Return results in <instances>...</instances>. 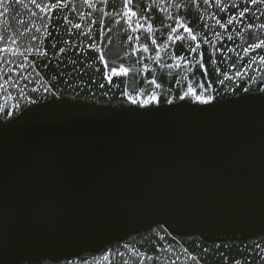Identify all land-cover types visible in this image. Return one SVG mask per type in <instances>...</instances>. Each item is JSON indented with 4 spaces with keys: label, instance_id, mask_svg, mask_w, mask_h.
<instances>
[{
    "label": "water",
    "instance_id": "95a60500",
    "mask_svg": "<svg viewBox=\"0 0 264 264\" xmlns=\"http://www.w3.org/2000/svg\"><path fill=\"white\" fill-rule=\"evenodd\" d=\"M61 2L69 7L45 15L32 0H0V264H41L71 252L90 264H141L125 243L154 257L143 264H196L184 248L199 264H219L220 251L237 253L193 245L211 249L221 240L248 244L238 255L242 264L245 255L251 259L250 242L264 234V47H256L264 41V2ZM127 8L142 28L152 25L159 47L129 28ZM176 35L185 40L169 39ZM143 43L147 53L136 51ZM89 45L106 59L134 53L124 61L129 76L116 80L120 87L93 82L79 63L91 62L85 54L98 57ZM37 50L49 56L33 55ZM200 53L211 61L207 76L195 64ZM152 77L163 88L147 84ZM197 78L211 82L203 93L215 97L211 105L176 100L162 111L129 110L125 92L143 86L175 97ZM161 224L176 240L150 235Z\"/></svg>",
    "mask_w": 264,
    "mask_h": 264
},
{
    "label": "snow or ice",
    "instance_id": "6c2138e0",
    "mask_svg": "<svg viewBox=\"0 0 264 264\" xmlns=\"http://www.w3.org/2000/svg\"><path fill=\"white\" fill-rule=\"evenodd\" d=\"M84 2L88 3V0H84ZM132 2L133 0H124L126 7L127 5L132 4ZM256 2L257 0H253V3H256ZM260 2H264V0H260ZM32 3L35 5L36 8L40 9L41 12L45 13V15L48 14L49 10L53 12H57V11H62L63 9L69 7V4L62 3L61 0H53V2L47 3L44 6H41V4L37 3L36 0H32ZM92 6L93 5L91 3H88L89 8H91ZM233 7H236V5H233ZM117 15H120V13H117ZM124 17H127L129 28H131L133 32L140 31V30L144 31L146 34L145 40L151 39L152 45L159 47V45L157 44V39L155 38V31L153 30L152 25L149 24L147 28H142L141 24L138 22L139 18H137L136 11H133L131 8H127V11L124 13ZM124 17H122V19ZM133 18H136V19H133ZM49 19H51V17H49ZM64 19L67 20V17L65 16ZM168 19H172V18L168 17ZM68 23L71 24L72 28L74 29L80 28V25L78 23L74 24L70 20L68 21ZM228 23L231 24L232 20L229 19ZM133 25L135 26L133 27ZM166 27L172 29L173 32L177 31V29L173 28L172 25H166ZM180 27L183 28L184 31L188 33V36L190 37L192 41H195L197 39V36L193 34V30L191 28L187 27L184 24H181ZM220 27L223 28L225 26L223 24H220ZM37 31H39V29H37ZM125 31L127 32L128 29H125ZM48 35L51 36L52 33L49 32ZM84 35L89 36L90 31L85 32ZM161 35H163V33H161ZM231 38L232 37H229V39ZM2 39L3 37H0V40ZM169 39L172 41H180L182 43L185 40V37L182 35H176V36L169 37ZM135 40L140 41L141 38L139 36H136ZM61 42L65 44L68 43V41L66 40L61 41ZM129 43L130 44L132 43L131 38L129 39ZM204 43H208V41L205 40ZM197 47H200V45L198 44ZM256 47H264V41H261V43L259 45H256ZM51 48L53 50H58L61 53L65 52L64 48L57 49V44L55 42L51 44ZM89 48L91 49V52L98 53L99 54L98 57L92 56L90 54H85L87 59L90 60L91 62L85 64L83 60H80L79 63L82 65V67H84L85 71L91 70L93 72L94 74L93 82H95L96 79H99L101 81L106 80L109 85L117 87V88L120 87V84L116 83V80L119 79L120 83H123V78L129 76L130 68L124 66V61L129 55L134 54V53L125 51L124 54L119 57L114 56L111 53H108V59H106L105 53L101 50L100 47L89 45ZM165 48H167V45H165ZM2 51L4 53H9L10 49L8 47H5L2 49ZM136 51H143L147 53L149 51L147 43H143L142 47L136 49ZM191 51L195 52L196 49H191ZM11 54L16 55L18 53L16 52V49L13 48L11 49ZM32 54L37 57L44 58V59H46L49 56L48 51H42V50H37L36 52ZM19 55L23 56L24 53H19ZM200 56H201V59L195 61V64H198L200 70H202L203 74L207 76L209 74V70L205 65L207 63H211L210 58L205 59L203 53H200ZM179 59L184 60L185 58L181 56L179 57ZM97 61L99 63H97ZM47 62L50 64L51 60H48ZM71 62L73 64L78 63L77 60H72ZM29 64L31 65L32 62L29 61ZM99 65H102V67ZM186 66L187 65H185V67ZM168 67H172V66L169 65ZM175 67L179 68L180 65L177 64L175 65ZM212 68L213 70L216 69L215 63H212ZM191 70L192 69H189V71ZM131 72L138 75L140 72V69L135 67V65H132ZM95 74H98V75H95ZM55 81H56V76L53 75L51 82L54 85H55ZM147 84L154 85L155 88L157 89L163 88V83H158L155 77L148 79ZM193 84H196L195 88L192 86ZM104 86L105 85L103 82L99 84L100 88H104ZM210 88H211V82H208L206 86L204 82H201L199 78H197L196 80L189 83L187 90L184 91L182 95L177 94V96L175 97L171 96V89H168L166 92H163V93H157L151 88H144L143 86H141L140 88H134L132 92H125L124 94L126 96L127 103L133 106L131 109H129L130 111H138L140 109H144L145 111L150 112V111H162L165 109L166 105L175 106L176 100H180V101L191 100L200 105H204V106L211 105L215 97L212 96L211 94L206 95V96L203 95V93L209 92ZM33 91H36V89L34 88ZM45 91L48 92L50 91V89L45 88ZM242 91L247 93L249 92V89L247 87H244ZM259 91L264 92V88H261ZM52 95L56 96L57 93L52 92ZM29 103L34 104V103H37V101L31 100L29 101ZM161 233H164V235H162ZM150 235L154 237H158L161 241L165 239V235L171 236L172 240H176V237L173 236L168 231V228L164 227L162 224L158 225L155 229H152ZM144 239L147 240L148 237H145ZM150 243L155 244V240L150 241ZM250 243L252 245L251 259H249L247 255H245L243 257V264H264V246H262L264 245V234L261 235L259 242L257 240H252ZM196 246H201L203 253H208L210 250H213V249H220L222 246L224 249H229L237 253V255H229V254H226L224 251H220L219 256L217 257L219 264H228L229 259L232 260V264H242V260L239 258L238 254L245 253L249 249L248 244H244L243 247H240L239 245H236L234 241L232 243H225L223 240H221L220 243H216L215 241H213L211 245V249L209 247L202 246L201 244H199V242L193 245V247H196ZM123 248L128 249V251L131 252L132 255L136 257V260L140 261L141 264H143L144 258L149 259V260L154 258L153 256L148 255L146 252L140 251L139 249H132L127 243L123 245ZM160 248L161 250H163L164 246L161 245ZM257 249H259V251H257ZM183 251L184 253L189 254L191 259L195 261L196 264H199V257L197 255H192L188 253V248H184ZM116 253L117 255L121 257H123L124 255V253L121 252L119 248L116 249ZM110 255L111 253L109 252L108 255L104 257V259L108 260ZM46 260H47V264H90L89 261H87L84 257L81 256L80 252H71L64 256L58 257L54 260L52 259H46Z\"/></svg>",
    "mask_w": 264,
    "mask_h": 264
},
{
    "label": "clouds",
    "instance_id": "9594fccd",
    "mask_svg": "<svg viewBox=\"0 0 264 264\" xmlns=\"http://www.w3.org/2000/svg\"><path fill=\"white\" fill-rule=\"evenodd\" d=\"M25 264H27V262H25ZM41 264H47V260L46 259L42 260Z\"/></svg>",
    "mask_w": 264,
    "mask_h": 264
}]
</instances>
